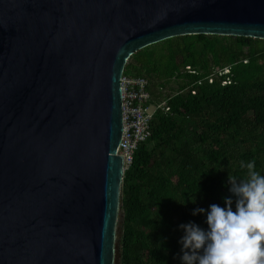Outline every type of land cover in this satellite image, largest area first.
Returning <instances> with one entry per match:
<instances>
[{"label":"water","instance_id":"95a60500","mask_svg":"<svg viewBox=\"0 0 264 264\" xmlns=\"http://www.w3.org/2000/svg\"><path fill=\"white\" fill-rule=\"evenodd\" d=\"M200 33L264 39V0H0V264H118L121 74Z\"/></svg>","mask_w":264,"mask_h":264},{"label":"trees","instance_id":"16d2710c","mask_svg":"<svg viewBox=\"0 0 264 264\" xmlns=\"http://www.w3.org/2000/svg\"><path fill=\"white\" fill-rule=\"evenodd\" d=\"M124 71L164 105L123 173L118 264H183L178 226L207 229L209 206L235 200L241 161L264 175V39L179 35L137 50Z\"/></svg>","mask_w":264,"mask_h":264},{"label":"clouds","instance_id":"9594fccd","mask_svg":"<svg viewBox=\"0 0 264 264\" xmlns=\"http://www.w3.org/2000/svg\"><path fill=\"white\" fill-rule=\"evenodd\" d=\"M240 167L247 169L245 177H228L235 200L209 206L206 230L192 222L178 226L184 233L179 241L183 264H264V175L254 161H241ZM205 211L196 208L192 214Z\"/></svg>","mask_w":264,"mask_h":264},{"label":"built area","instance_id":"2783aa9c","mask_svg":"<svg viewBox=\"0 0 264 264\" xmlns=\"http://www.w3.org/2000/svg\"><path fill=\"white\" fill-rule=\"evenodd\" d=\"M149 83L141 76H130L124 70L120 77L122 132L116 153L122 157L123 170L132 163L138 145L150 136V120L164 102L150 103Z\"/></svg>","mask_w":264,"mask_h":264}]
</instances>
